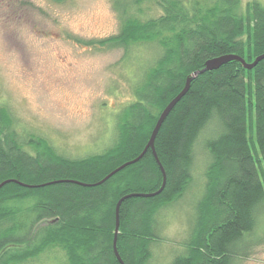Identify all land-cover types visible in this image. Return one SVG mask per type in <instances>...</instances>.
<instances>
[{
	"label": "trees",
	"instance_id": "obj_1",
	"mask_svg": "<svg viewBox=\"0 0 264 264\" xmlns=\"http://www.w3.org/2000/svg\"><path fill=\"white\" fill-rule=\"evenodd\" d=\"M112 4L120 16L118 33L76 41L122 47L125 58L132 44H154L160 53L138 65L133 100L116 112L111 144L97 153L66 157L46 138L20 132L0 105V182L32 185L11 181L0 187V264H20L52 249L66 264H120L112 245L115 205L127 194L157 191L162 172L147 149L94 183L141 152L162 109L206 60L237 54L251 62L264 52L259 0ZM153 6L160 13L145 18ZM197 140L209 154L204 189L185 249L168 264H233L264 207V58L251 69L230 60L197 74L167 114L154 139L166 175L163 188L124 198L119 206L116 247L125 264H149L158 210L189 187Z\"/></svg>",
	"mask_w": 264,
	"mask_h": 264
},
{
	"label": "rangeland",
	"instance_id": "obj_2",
	"mask_svg": "<svg viewBox=\"0 0 264 264\" xmlns=\"http://www.w3.org/2000/svg\"><path fill=\"white\" fill-rule=\"evenodd\" d=\"M159 13L153 6L144 17ZM120 24L112 0H0V105L20 132L46 138L70 158L111 144L116 112L133 100L138 65L152 62L160 50L154 44H132L125 58L122 47L76 39L114 35ZM209 133L207 128L204 134ZM194 151L189 187L158 210L149 264H168L185 249L209 161L203 141H196ZM244 239L245 250L233 264H264V207ZM20 264L66 263L52 249Z\"/></svg>",
	"mask_w": 264,
	"mask_h": 264
},
{
	"label": "water",
	"instance_id": "obj_3",
	"mask_svg": "<svg viewBox=\"0 0 264 264\" xmlns=\"http://www.w3.org/2000/svg\"><path fill=\"white\" fill-rule=\"evenodd\" d=\"M264 58V52L257 55L251 62H247L244 58H242L241 56L237 55V54H224V55H220V56H216V57H213V58H210L208 60H206L204 62V67L200 70H197L195 72H193L191 74V76L187 77L186 80H185V83H184V86L183 88L165 105V107L162 109V111L160 112L155 124H154V127L152 128L151 130V133L149 135V138L146 142V144L144 145L143 149L141 150V152L133 159L131 160H128V161H125L124 163L120 164L119 166H117L116 168H114L113 170H111L109 173H107L102 179H100L97 183H94V184H100L102 181H104L105 179H107L109 176H111L113 173H115L116 171L120 170L121 168L125 167L126 165L128 164H131V163H134L136 161H138L142 156L143 154L147 151V149H150L152 154H153V157L156 161V163L158 164L161 172H162V183H161V186L159 187V189L155 192H152V193H138V194H127L123 197H121L116 205H115V227H114V233H113V241H112V245H113V251H114V254L117 258V260L119 261L120 264H125L122 260V258L120 257L118 251H117V247H116V240H117V233L119 231V206H120V203L121 201L124 199V198H127V197H130L132 195H138V196H153L157 193H159V191H161V189L163 188L164 184H165V170L161 164V162L159 161L158 157H157V154L155 152V148H154V139H155V136L163 122V120L165 119V117L167 116V114L170 112V110L173 108V106L176 104V102L186 93V91L188 90L189 86H190V82H191V79L196 76L197 74L199 73H202L206 70H212V69H216L218 68L220 65L226 63L227 61H230V60H237L239 61L242 66L246 69H251L253 68L258 61H260L261 59ZM17 182L21 185H27L25 183H22L20 181H18L17 179H12V178H9V179H5L3 181L0 182V187L2 185H4L5 183L7 182ZM74 181V180H73ZM84 184V183H83ZM27 186H32V185H27Z\"/></svg>",
	"mask_w": 264,
	"mask_h": 264
}]
</instances>
